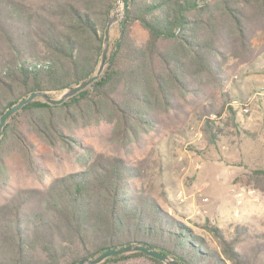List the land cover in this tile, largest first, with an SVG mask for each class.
I'll use <instances>...</instances> for the list:
<instances>
[{
  "label": "trees",
  "instance_id": "1",
  "mask_svg": "<svg viewBox=\"0 0 264 264\" xmlns=\"http://www.w3.org/2000/svg\"><path fill=\"white\" fill-rule=\"evenodd\" d=\"M118 2L0 0V118L33 92L57 98L95 75ZM128 8L100 79L61 105L35 99L6 123L0 264H76L128 243L154 247L180 264H264V232L237 225L228 237L207 225L218 243L211 247L152 197L142 185V167L100 154L91 161L93 150L76 139L79 129L98 123L110 124L114 138L128 142L153 128L174 129L170 124L183 121L191 105L203 106L224 86L229 60L247 63L264 50L257 44L264 35V0H130ZM136 25L147 33L144 43ZM231 118L238 127L233 108ZM208 122L214 142L224 129ZM36 138L80 150L84 168L41 187H11L15 159L38 170ZM254 182L264 193V168ZM149 263L163 264L142 252L101 264Z\"/></svg>",
  "mask_w": 264,
  "mask_h": 264
},
{
  "label": "rangeland",
  "instance_id": "2",
  "mask_svg": "<svg viewBox=\"0 0 264 264\" xmlns=\"http://www.w3.org/2000/svg\"><path fill=\"white\" fill-rule=\"evenodd\" d=\"M117 26L111 28L110 41L117 35ZM134 33L139 42L146 41L147 33L139 25ZM257 44L264 45V35ZM228 63L231 69L226 70L224 86L203 106L191 105L183 121L170 124L172 130L143 131L133 142L114 138L107 123L76 132L77 141L93 150L91 161L100 154L142 167V185L152 197L215 248L218 243L207 225L220 228L228 237L237 225L264 232V193L254 182L255 172L264 168V50L247 63ZM232 108L239 115L238 127L232 122ZM208 121L224 129L214 142L206 131ZM34 143L38 170L15 159L10 163L11 187H41L52 177L84 168L80 150L52 148L38 138Z\"/></svg>",
  "mask_w": 264,
  "mask_h": 264
},
{
  "label": "water",
  "instance_id": "3",
  "mask_svg": "<svg viewBox=\"0 0 264 264\" xmlns=\"http://www.w3.org/2000/svg\"><path fill=\"white\" fill-rule=\"evenodd\" d=\"M129 1L130 0H119L117 6L114 8V11L110 16V19H109V22H108V25L105 31L104 50L101 56V61H100L97 73L91 77H88L87 79L82 81L80 84L66 89L63 92V94L58 98H52L48 95L47 92H43V91H36V92L31 93L27 98L21 100L19 103L11 107L1 116L0 118V138L3 135V129L6 123L9 121V119L14 114H16L18 111H20L24 106L31 103L35 99L42 98L46 102L52 105H61L67 99L80 93L81 91L86 89L88 86H90L93 82L101 78V76L103 75L105 66L107 65V61L109 59L111 28L114 23H118L119 29H120V36H122V33H123L122 23L126 19L128 11H129V8H128ZM119 8H122V10L117 11ZM134 252H142L154 259L161 261L163 264H180L173 257L167 254H164L160 252L159 250L155 249L154 247L148 246L143 243H128L122 247H113L111 249L104 251L102 254H100L96 258H92V259L84 258L76 264H101L109 257L129 254V253H134Z\"/></svg>",
  "mask_w": 264,
  "mask_h": 264
}]
</instances>
